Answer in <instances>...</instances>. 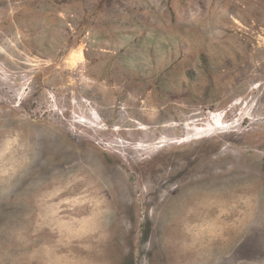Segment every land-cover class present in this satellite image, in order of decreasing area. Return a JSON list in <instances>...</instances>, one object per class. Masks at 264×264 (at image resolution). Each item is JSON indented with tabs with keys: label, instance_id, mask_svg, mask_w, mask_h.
I'll return each mask as SVG.
<instances>
[{
	"label": "rangeland",
	"instance_id": "1",
	"mask_svg": "<svg viewBox=\"0 0 264 264\" xmlns=\"http://www.w3.org/2000/svg\"><path fill=\"white\" fill-rule=\"evenodd\" d=\"M0 264H264V0H0Z\"/></svg>",
	"mask_w": 264,
	"mask_h": 264
},
{
	"label": "bare ground",
	"instance_id": "2",
	"mask_svg": "<svg viewBox=\"0 0 264 264\" xmlns=\"http://www.w3.org/2000/svg\"><path fill=\"white\" fill-rule=\"evenodd\" d=\"M232 166V165H231Z\"/></svg>",
	"mask_w": 264,
	"mask_h": 264
}]
</instances>
